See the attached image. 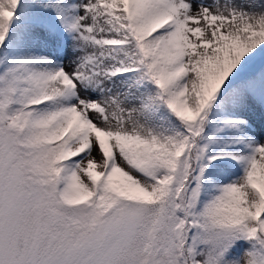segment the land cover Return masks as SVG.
Returning a JSON list of instances; mask_svg holds the SVG:
<instances>
[{"label":"snow or ice","instance_id":"snow-or-ice-1","mask_svg":"<svg viewBox=\"0 0 264 264\" xmlns=\"http://www.w3.org/2000/svg\"><path fill=\"white\" fill-rule=\"evenodd\" d=\"M0 264H264V0H0Z\"/></svg>","mask_w":264,"mask_h":264}]
</instances>
